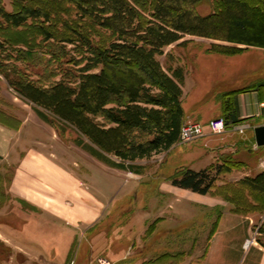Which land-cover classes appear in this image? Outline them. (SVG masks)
<instances>
[{
  "label": "rangeland",
  "instance_id": "obj_1",
  "mask_svg": "<svg viewBox=\"0 0 264 264\" xmlns=\"http://www.w3.org/2000/svg\"><path fill=\"white\" fill-rule=\"evenodd\" d=\"M0 1L9 12L41 7L50 16L49 23L42 21L43 30L35 25L39 22L30 20L25 26L11 27L2 33L20 44L18 48L27 49L23 45L31 43L34 52L49 48L58 55L66 52L63 59L66 62L69 55H75L74 45L60 40L73 37L78 29L82 28L95 41L110 37L108 31L82 19L68 0ZM214 5L215 0H203L196 5L195 11L208 15L213 12ZM44 32H50L55 39L45 42ZM218 48H241L243 51L224 53ZM164 52L158 58L164 68L170 64L171 57L172 65L185 72V124L206 125L224 114V100L234 89L244 91L264 80V49L261 48L187 35ZM46 58L53 59L49 55ZM19 65L34 80L48 75L43 65ZM50 65V68H57L53 63ZM68 66L64 64L63 68ZM237 127L239 125L228 127L222 134L206 130L199 139L178 142L166 152L137 160L133 171H121L76 146L73 141L77 134L73 129L62 131L42 121L35 106L22 99L0 73V264H100L103 259L111 264H202L209 240L225 215L235 216L238 221L235 230L226 228L227 221H224L222 234L217 237L219 242L231 237L237 241L243 236L244 249L261 245L258 239L259 227L264 222V196L240 189L251 204L246 208L242 204L241 210L234 212L233 204L227 202L233 200L227 193L221 194L220 187L235 185L244 177L264 170V147L257 146L254 131L248 128L242 132ZM26 159L54 160L79 179L81 188L86 185L90 193H97V196L104 191L106 210L101 216L93 215L91 223L74 226L56 217L63 207L55 201V207L48 205L42 210L14 198L9 193V185L19 160ZM219 165L234 168L218 176L216 195H205L221 202L218 209L199 211L197 218L190 221L180 216L179 212L188 204L184 198L190 193L174 188L172 177L183 169L199 171ZM169 186L173 187L167 189ZM234 200L237 202L235 197ZM93 203L97 202L93 200ZM71 207L67 208L73 211ZM185 223H188L187 231L181 235V230L177 229ZM220 250L215 251L211 264L223 262ZM180 253L183 256L172 261L160 259L165 254ZM241 255L237 246L230 249L227 264H240Z\"/></svg>",
  "mask_w": 264,
  "mask_h": 264
},
{
  "label": "trees",
  "instance_id": "obj_2",
  "mask_svg": "<svg viewBox=\"0 0 264 264\" xmlns=\"http://www.w3.org/2000/svg\"><path fill=\"white\" fill-rule=\"evenodd\" d=\"M68 1L82 19L108 31L110 37L95 41L78 29L74 38L60 40L74 45L75 55H69L66 62V52L58 55L51 48L50 54L34 52L31 43L23 45L27 49L18 48L20 44L2 33L30 20L39 22L35 25L43 30L42 21L49 23L50 16L41 7L9 12L0 1V73L22 99L35 106L42 121L62 131L73 129L76 146L121 171H133L137 160L149 159L181 142L185 72L172 65L171 57L167 68L162 66L158 58L165 48L189 35L264 49V0H215L213 12L204 16L195 11L203 0ZM52 39L50 32H44L45 42ZM218 51L238 53L243 49ZM21 63L43 65L48 75L34 80L22 70ZM50 63L57 68H50ZM64 64L68 68H63ZM237 93L224 100L220 117L226 128L238 125L234 120ZM232 168L183 169L172 177L171 185L200 195H216L218 176ZM220 188L221 194L227 193L233 200L226 201L233 204L234 212L249 207L251 203L240 189L264 196V170ZM259 234L258 241L264 247V222ZM178 256L183 253L165 254L160 259L172 261Z\"/></svg>",
  "mask_w": 264,
  "mask_h": 264
},
{
  "label": "crops",
  "instance_id": "obj_3",
  "mask_svg": "<svg viewBox=\"0 0 264 264\" xmlns=\"http://www.w3.org/2000/svg\"><path fill=\"white\" fill-rule=\"evenodd\" d=\"M186 80L187 79L185 78L184 86L186 85ZM233 91L239 92L236 95V111L234 119L235 121H238L237 124L239 127L237 128H244L245 130L252 128L254 131L256 127L264 126V80L255 89H247L243 91L242 88H237ZM189 116L190 115H187V117ZM251 122L256 124L252 126ZM240 124L243 125L240 126ZM78 181L79 179L76 176L66 171L59 164H56L54 160H19V166L9 185V193L14 198L24 200L32 206L42 210L48 205L55 207V204L53 203V201H55L57 205L63 207L62 212L56 214L58 215L56 217L66 221V223L70 225H84L91 223L93 215L96 214V216H101L103 214L106 210V204L103 200L107 198V196L104 191H100V196H97V193H90L89 188L86 185L81 188V186L78 185ZM172 187L169 186L167 189ZM77 190H79L80 193H83L82 196H80V193L76 192ZM184 191L190 193V197L185 196L184 199L188 201V204L185 208L181 209L179 214L189 221L197 218V213L199 211L216 210L221 205V202L215 198L192 193L187 190ZM200 198L204 200H196ZM92 199L100 204V206L97 203H93ZM49 200H51L52 203ZM68 206H72L71 208L74 210L71 211L67 208ZM59 209H61V207ZM52 213L54 215L55 212ZM224 221H227L228 227L226 228L232 230L236 229L238 221L236 217L225 215V217L220 220L217 231L209 240L206 257L202 264H211V259L213 258L215 251H219V248L223 255V262H221V264H227L228 251L235 246H237L242 253L239 258L240 264H264L263 246L258 245L244 249L243 244L245 242V237L243 236H239L237 241H235L233 237H231L232 239H227L223 243L217 240V237L222 234L221 229L225 224ZM193 224L194 223H191L190 225ZM229 225L231 226L229 227ZM187 227L188 223H185L177 230H181L182 235L187 231Z\"/></svg>",
  "mask_w": 264,
  "mask_h": 264
},
{
  "label": "built area",
  "instance_id": "obj_4",
  "mask_svg": "<svg viewBox=\"0 0 264 264\" xmlns=\"http://www.w3.org/2000/svg\"><path fill=\"white\" fill-rule=\"evenodd\" d=\"M243 132L244 128H240ZM206 130L212 134H222L226 130L224 118L218 117L210 120L206 125L201 123H186L183 125L180 134L182 143H189L205 135ZM100 264H111L108 260H100Z\"/></svg>",
  "mask_w": 264,
  "mask_h": 264
},
{
  "label": "water",
  "instance_id": "obj_5",
  "mask_svg": "<svg viewBox=\"0 0 264 264\" xmlns=\"http://www.w3.org/2000/svg\"><path fill=\"white\" fill-rule=\"evenodd\" d=\"M254 133L257 146L264 147V126L256 127Z\"/></svg>",
  "mask_w": 264,
  "mask_h": 264
}]
</instances>
